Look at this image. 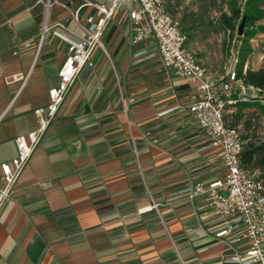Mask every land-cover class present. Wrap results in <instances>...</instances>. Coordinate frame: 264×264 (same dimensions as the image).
Here are the masks:
<instances>
[{"label":"crops","instance_id":"crops-1","mask_svg":"<svg viewBox=\"0 0 264 264\" xmlns=\"http://www.w3.org/2000/svg\"><path fill=\"white\" fill-rule=\"evenodd\" d=\"M58 1L49 25L82 36L72 13L84 1ZM45 13L40 0H0V166L16 156V139L38 128V109L49 105L68 55L52 32L40 41ZM93 13L81 10L83 24ZM131 34L119 8L102 39L109 59L96 50L94 68L79 75L0 213V264H222L228 254L212 240L213 212L187 194L225 174L187 110L199 98L196 85L157 54L143 60L155 44L134 48ZM252 43L245 70L256 71L264 46ZM237 106L249 107L229 112ZM242 120L231 125L243 140L242 164L261 180L264 131L242 133Z\"/></svg>","mask_w":264,"mask_h":264},{"label":"built area","instance_id":"built-area-1","mask_svg":"<svg viewBox=\"0 0 264 264\" xmlns=\"http://www.w3.org/2000/svg\"><path fill=\"white\" fill-rule=\"evenodd\" d=\"M83 1L72 13V19L83 32L77 36L62 23L49 25L52 9L60 5L58 0H40L46 10L41 41L52 32L54 38L67 44L68 55L59 72V82L50 91L49 105L38 109V128L18 137L16 156L0 166L4 183L0 187V213L79 75L84 69L94 68L96 50L105 51L102 43L105 31L119 8H123L132 31L130 44L138 46L148 41L155 44V52L144 53L143 60L157 54L166 70L196 85L199 98L189 102L187 110L207 141L206 149L220 152L225 174L210 184L192 185L187 194L192 200L202 198L199 210H211L215 215L219 229L212 240L229 250L222 264H264V184L243 166L242 137L226 120L230 110L227 108L248 102L263 91L240 81L236 69L223 77L208 76L197 55L188 50L187 36L167 10L164 0H104L100 4ZM86 7L93 8L94 13L83 24L80 12ZM238 62L236 58L235 63ZM159 208L156 203L150 207L157 211Z\"/></svg>","mask_w":264,"mask_h":264},{"label":"rangeland","instance_id":"rangeland-1","mask_svg":"<svg viewBox=\"0 0 264 264\" xmlns=\"http://www.w3.org/2000/svg\"><path fill=\"white\" fill-rule=\"evenodd\" d=\"M248 1L249 0H164L167 10L180 23L182 31L187 36L188 50L196 54L197 57L204 62L206 73L211 78L223 77L228 72L234 69L237 70L238 63H235V59L237 58L239 60V53L241 47L245 46L244 44H249V48H251V45L255 44L252 43V40L257 39L260 46L259 48L264 46V29L255 28V30L250 31V27H247L244 29V32L246 30L249 34H246L245 37L247 41H244L243 37H240L238 34L239 27L243 20L234 22L236 25V31L234 33L228 31L221 21L223 15L232 16L234 9H240L242 14L245 13ZM259 5L264 9V0H261ZM45 19L46 13L44 24ZM259 22H263L264 24V19ZM259 22H257L254 27H256ZM69 27H71L72 30L76 28H74L72 24L69 25ZM135 47L137 46H134V48ZM106 51L108 53L106 57L109 59V55L111 54L108 50ZM135 52L138 57L143 53L142 51L138 52V49ZM251 53H248L247 58L250 57ZM104 56V52L99 51L95 62L98 64L99 60L101 61V58ZM111 66L114 70L115 68L112 63ZM262 97L263 96L260 95L257 98L260 100ZM244 104L249 107H242L241 113L238 112L240 106L236 107L233 114L228 112V125L234 126L235 122L242 118L243 120L239 128L242 133L246 131L245 129L263 132L264 102L260 100V102H248ZM235 116H237V118ZM259 177L264 181L263 176Z\"/></svg>","mask_w":264,"mask_h":264},{"label":"trees","instance_id":"trees-1","mask_svg":"<svg viewBox=\"0 0 264 264\" xmlns=\"http://www.w3.org/2000/svg\"><path fill=\"white\" fill-rule=\"evenodd\" d=\"M259 3H261V0H249L245 13L242 14L240 9H236V10L234 9L232 16L223 15L221 17L222 23L224 24V26L226 27V29L228 31H231L232 33H234L236 31V25L234 24V22L243 20V18L246 17L245 29L247 27H253L257 22L264 19V9H262L260 7ZM242 15H243V17H242ZM246 34H249V32L247 33L245 30L244 35H243L244 41H247L246 37H245ZM244 45L245 46L241 47V50L239 53V62H238V66H237L238 79L240 81H242L247 86H252L256 89L263 91L262 92L263 94H261L263 96L264 95V66L262 68H260L259 70H256V71H253L250 69L245 70L247 55H248V53H251V48H249L250 46L247 43ZM260 100H262L264 102V96ZM260 100H259V98L256 97V98L251 99L248 102H260ZM248 102H240L238 104H241V103L244 104V103H248ZM244 105L247 106L246 104H244ZM227 109H230V108H227ZM237 116H235V117L237 118ZM227 117H228V115L226 116V120H227ZM261 149H264V146H262ZM262 163H264V162H262ZM262 182L264 184L263 180H262Z\"/></svg>","mask_w":264,"mask_h":264},{"label":"water","instance_id":"water-1","mask_svg":"<svg viewBox=\"0 0 264 264\" xmlns=\"http://www.w3.org/2000/svg\"><path fill=\"white\" fill-rule=\"evenodd\" d=\"M245 25H246V17L243 18V21L239 27V31H238V34L240 37H243L244 35V29H245Z\"/></svg>","mask_w":264,"mask_h":264}]
</instances>
